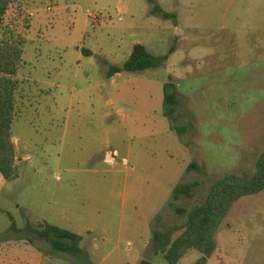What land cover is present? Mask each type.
Here are the masks:
<instances>
[{"label": "rangeland", "instance_id": "374dc122", "mask_svg": "<svg viewBox=\"0 0 264 264\" xmlns=\"http://www.w3.org/2000/svg\"><path fill=\"white\" fill-rule=\"evenodd\" d=\"M5 26L27 43L13 126L19 177L0 181V264H30L31 251L47 260L48 245L26 233L41 223L84 239L85 255L62 264H166L153 234L176 227L175 240L188 223L169 207L173 189L199 184L176 202L191 211L216 180L255 175L264 0H16ZM136 44L167 62L109 78ZM168 82L182 100L174 121ZM206 264H264V191L234 206Z\"/></svg>", "mask_w": 264, "mask_h": 264}, {"label": "trees", "instance_id": "16d2710c", "mask_svg": "<svg viewBox=\"0 0 264 264\" xmlns=\"http://www.w3.org/2000/svg\"><path fill=\"white\" fill-rule=\"evenodd\" d=\"M16 0H0V177L11 182L19 177L18 155L13 141V126L19 115V93L21 81L19 72L24 65L25 38L15 32L10 26H5L7 14ZM19 15H23L19 5ZM161 13L164 18L168 14ZM29 27V26H27ZM86 54L91 55L88 51ZM168 57L153 56L142 44H136L125 63L111 66L108 77L112 78L124 72H144L159 69L167 62ZM173 83L165 85L164 107L165 116L174 121L176 108L181 103ZM181 132V130H179ZM190 170L201 172L200 167L193 163ZM197 182L186 183L173 189V202L169 207L178 215L187 214L188 223L183 233L175 240L172 236L177 230L170 227L168 231H156L153 234L152 245L155 255H162L166 264H180L192 251L198 252L201 257L196 264H206L216 249V237L225 223L226 218L244 197L254 196L264 191V151L256 163V172L252 177H237L225 175L216 180L204 202L187 211L179 207L176 202L182 197L193 199ZM12 224L11 230H15ZM27 235L33 239L43 241L54 254H65L70 257L85 255L81 247L83 238L74 232L50 223H41L37 228L26 226Z\"/></svg>", "mask_w": 264, "mask_h": 264}, {"label": "crops", "instance_id": "0c3cea01", "mask_svg": "<svg viewBox=\"0 0 264 264\" xmlns=\"http://www.w3.org/2000/svg\"><path fill=\"white\" fill-rule=\"evenodd\" d=\"M132 53V52H131ZM118 75V74H117ZM17 138L13 135V141L14 143L17 142L16 140ZM17 152H18V148L17 145L15 143ZM27 157H23L22 159H20L21 162L26 161ZM19 161V158H18ZM20 162V163H21ZM19 163V162H18ZM5 181L2 177H0V181ZM6 182V181H5ZM91 236V235H90ZM89 236V237H90ZM87 242H89V238H86ZM84 241V239H83ZM82 241V243H83ZM15 252V251H14ZM18 256L19 254L16 253ZM49 258L47 260H44L42 258V254L39 253V251H31V253L29 254V263L30 264H62V262L68 263L69 261V257L68 255H66L67 257H65V254H54L52 253L50 250L48 251V253L46 254ZM15 256V255H14ZM74 258V257H73Z\"/></svg>", "mask_w": 264, "mask_h": 264}, {"label": "water", "instance_id": "95a60500", "mask_svg": "<svg viewBox=\"0 0 264 264\" xmlns=\"http://www.w3.org/2000/svg\"><path fill=\"white\" fill-rule=\"evenodd\" d=\"M142 264H151V263H149V262H147V261H144Z\"/></svg>", "mask_w": 264, "mask_h": 264}]
</instances>
